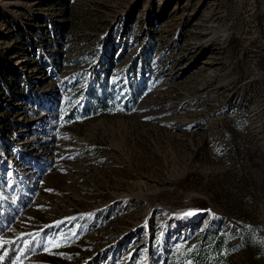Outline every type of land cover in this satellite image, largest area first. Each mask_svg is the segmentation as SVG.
<instances>
[{
	"label": "rangeland",
	"instance_id": "1",
	"mask_svg": "<svg viewBox=\"0 0 264 264\" xmlns=\"http://www.w3.org/2000/svg\"><path fill=\"white\" fill-rule=\"evenodd\" d=\"M0 241L264 264V0H0Z\"/></svg>",
	"mask_w": 264,
	"mask_h": 264
},
{
	"label": "trees",
	"instance_id": "2",
	"mask_svg": "<svg viewBox=\"0 0 264 264\" xmlns=\"http://www.w3.org/2000/svg\"><path fill=\"white\" fill-rule=\"evenodd\" d=\"M98 97H96V99H97ZM213 232V231H212ZM213 233H216V231L215 232H213ZM204 238H202V240H203ZM204 241V240H203ZM215 242H212L211 244H214ZM201 245H203V242H202V244ZM211 249H213V251L215 250H217L215 247L214 248H212V246H211ZM217 252V251H216ZM194 255V254H193ZM195 259H196V264H214V262L217 260V257H215V258H207V254L205 253L204 255H203V253H201V251H199L198 250V252H197V254H196V256H195Z\"/></svg>",
	"mask_w": 264,
	"mask_h": 264
},
{
	"label": "snow or ice",
	"instance_id": "3",
	"mask_svg": "<svg viewBox=\"0 0 264 264\" xmlns=\"http://www.w3.org/2000/svg\"><path fill=\"white\" fill-rule=\"evenodd\" d=\"M192 214H194V213H193V212H188V213H186V215H192ZM5 243H7V242H6V241H0V247H3ZM50 244H55L56 246H60V244L57 242V238H53V239H50V240L46 241V242L43 244V247H44L45 251L48 250V246H49ZM30 247H31V242H30V244H29V248H30ZM23 254H24V253H22V255H23ZM19 260H20V257H17V261H19Z\"/></svg>",
	"mask_w": 264,
	"mask_h": 264
}]
</instances>
